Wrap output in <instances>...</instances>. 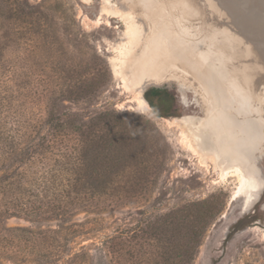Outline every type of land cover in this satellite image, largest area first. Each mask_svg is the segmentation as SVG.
<instances>
[{"label": "rangeland", "instance_id": "obj_1", "mask_svg": "<svg viewBox=\"0 0 264 264\" xmlns=\"http://www.w3.org/2000/svg\"><path fill=\"white\" fill-rule=\"evenodd\" d=\"M16 1L0 0L7 117L32 142L50 111L65 125L0 186V264H264V0ZM143 51L175 77L134 79ZM92 139L98 192L71 184ZM54 160L65 200L44 184Z\"/></svg>", "mask_w": 264, "mask_h": 264}, {"label": "trees", "instance_id": "obj_2", "mask_svg": "<svg viewBox=\"0 0 264 264\" xmlns=\"http://www.w3.org/2000/svg\"><path fill=\"white\" fill-rule=\"evenodd\" d=\"M19 4L20 1L17 0L15 6L22 16H24V11L19 8ZM1 29L4 30V27H1ZM2 70L3 67L0 59V167H3V170H0V186H3L1 191L5 194L10 192L13 187H17L20 184L22 177L19 174V170L22 167L21 165L30 161L33 154L47 150L48 146L45 145L47 144V132L49 134L56 135L50 132L62 128L65 125V122L50 111L44 122L47 132L44 136L39 135V139H41L40 142H32V139L34 138L32 133L27 134V131L22 132L20 129L15 128L16 124L10 123V118L7 117L11 108L12 92H10L9 88L2 83ZM144 99L156 117H168V114H161L158 112L163 104L171 103L173 99L165 87L148 88L144 93ZM93 137L96 138V136ZM94 140L95 139L87 140L85 142L81 140V159H78L79 162L75 166L73 171L74 181L71 182V184L75 183V185H81L85 189L91 190L92 192H98L99 190L104 189L106 185L97 184L95 182L97 173L94 170L93 164L91 163V156L93 154L87 147L88 142H93ZM54 161L58 164L61 163L58 160ZM56 167L57 166L53 165V168L55 169L52 168L50 171L51 174H49L45 179L44 184L47 185V188H52L56 192V188L60 183H62L60 185L63 187L62 195L63 199L65 200V180H62L61 182L59 181L60 174H63L65 178V167L63 168L61 164L59 165V168ZM54 174L58 175L56 176ZM54 201L56 200H53V202ZM53 202L49 207L50 212L57 213L59 211H64L65 206H59L56 204L54 205ZM12 209L14 211L12 213L7 212V214L14 215L13 213H22L28 217H32L31 215H38L42 210L41 207L37 205V202L34 205H30L28 208L15 206V208ZM14 230L19 232H30L29 230L20 227L15 228ZM119 234H122V232ZM114 239L115 238L112 237L108 238L105 242V245L109 244V247H111Z\"/></svg>", "mask_w": 264, "mask_h": 264}, {"label": "bare ground", "instance_id": "obj_3", "mask_svg": "<svg viewBox=\"0 0 264 264\" xmlns=\"http://www.w3.org/2000/svg\"><path fill=\"white\" fill-rule=\"evenodd\" d=\"M148 52H150V51H148ZM148 52H144V51L141 52L139 57H137V60L132 62V68H133V70H135L134 71L135 72L134 73V79L144 80L143 82H144L145 87L147 85H156V86L158 85V86H160L169 80L171 81V79H173V77H175V73H169V72L165 73L167 65L165 63H162V65H161V63L159 62L160 56L164 55V54H161L159 52H157V53L156 52L148 53ZM153 58H156V59L153 60ZM154 68H158V70H155ZM138 96H139L137 98V99H139L138 102L139 101L145 102L140 95H138Z\"/></svg>", "mask_w": 264, "mask_h": 264}]
</instances>
